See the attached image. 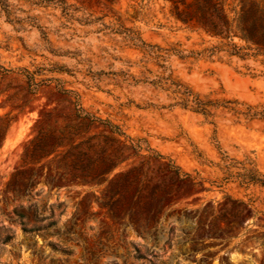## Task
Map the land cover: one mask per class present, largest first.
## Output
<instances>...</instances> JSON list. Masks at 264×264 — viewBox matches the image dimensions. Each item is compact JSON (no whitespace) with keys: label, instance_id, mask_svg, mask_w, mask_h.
I'll return each instance as SVG.
<instances>
[{"label":"rangeland","instance_id":"1","mask_svg":"<svg viewBox=\"0 0 264 264\" xmlns=\"http://www.w3.org/2000/svg\"><path fill=\"white\" fill-rule=\"evenodd\" d=\"M199 7L0 0V264H264V50L211 34ZM37 131L73 139L16 195ZM87 139L84 163L118 158L102 184L58 166Z\"/></svg>","mask_w":264,"mask_h":264},{"label":"trees","instance_id":"2","mask_svg":"<svg viewBox=\"0 0 264 264\" xmlns=\"http://www.w3.org/2000/svg\"><path fill=\"white\" fill-rule=\"evenodd\" d=\"M224 3L225 0H221ZM237 0H233L236 2ZM248 0H240V10L236 11L235 7L228 13L232 14V18H229V14L223 9V7L209 8L212 4V0H203V7L197 8L194 16L197 17L203 24L207 26L208 32L211 34L224 38H229L231 28L235 25L239 30V38L244 42L255 47V50H264V6L258 8V4L255 2L249 3V6H245ZM232 47L235 46L232 44ZM61 94H69L64 90H59ZM201 111L204 114V110ZM203 111V112H202ZM78 118L86 119L89 122H96L105 124L100 120H97L88 115L78 116ZM8 128V123L0 125V146L2 144L5 132ZM112 133L117 132V128L109 126ZM117 130V131H116ZM73 137H76L74 135ZM73 138H65L62 132H59L58 136H55L53 132L44 133L37 131V134L25 145L23 153L20 158V164L11 175L7 188L10 192L21 195L30 192L34 186L35 180L38 177V172L30 165L38 164L40 160L48 158L55 154L63 145L64 142H72ZM86 141H81L76 145H70L69 150L63 154V159L59 161L58 166L70 173L71 177L75 180H80L83 183L102 184L107 181V176L117 165V156L110 155L104 152L98 160L86 159L87 163H84L82 157H85L82 153H74L82 144H86ZM120 146L128 150V147L121 142H117ZM155 157L160 158L158 155ZM42 166H40V169ZM169 170L178 174L179 169L171 165H168ZM120 175H116L115 179L109 181L112 184L116 178Z\"/></svg>","mask_w":264,"mask_h":264}]
</instances>
